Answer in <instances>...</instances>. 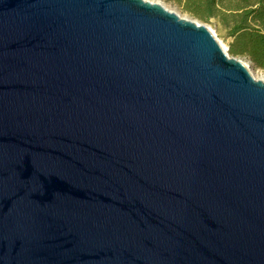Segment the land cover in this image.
<instances>
[{
  "label": "water",
  "instance_id": "95a60500",
  "mask_svg": "<svg viewBox=\"0 0 264 264\" xmlns=\"http://www.w3.org/2000/svg\"><path fill=\"white\" fill-rule=\"evenodd\" d=\"M0 264H264V81L157 3L0 0Z\"/></svg>",
  "mask_w": 264,
  "mask_h": 264
},
{
  "label": "trees",
  "instance_id": "16d2710c",
  "mask_svg": "<svg viewBox=\"0 0 264 264\" xmlns=\"http://www.w3.org/2000/svg\"><path fill=\"white\" fill-rule=\"evenodd\" d=\"M230 39L228 55L264 71V0H165Z\"/></svg>",
  "mask_w": 264,
  "mask_h": 264
},
{
  "label": "rangeland",
  "instance_id": "374dc122",
  "mask_svg": "<svg viewBox=\"0 0 264 264\" xmlns=\"http://www.w3.org/2000/svg\"><path fill=\"white\" fill-rule=\"evenodd\" d=\"M148 2H152V3H161L163 4L165 7H167L168 9L176 12L177 14H179L182 17H186L188 19H192L194 20L192 17H190L187 13H184L180 8L176 7L175 5L171 4V3H167L165 0H146ZM199 22V21H198ZM201 23V22H199ZM205 26L207 27V29L210 31V33L213 35V37L215 38V40L219 43H221L225 50H228V44L230 42V39L225 37V34L216 29L213 25L211 24H205ZM239 61L248 64L249 67V72H251L253 75H255L256 78L258 79H263L264 80V71L255 69L248 60L244 59V58H237Z\"/></svg>",
  "mask_w": 264,
  "mask_h": 264
},
{
  "label": "bare ground",
  "instance_id": "6f19581e",
  "mask_svg": "<svg viewBox=\"0 0 264 264\" xmlns=\"http://www.w3.org/2000/svg\"><path fill=\"white\" fill-rule=\"evenodd\" d=\"M157 4H160L161 6H163L166 10H169L170 12H174V11L168 9L167 7H165L163 4H161V3H159V2H157ZM174 13L177 14L176 12H174ZM177 15H178L179 18H181V19H187L186 17H182V16H180L179 14H177ZM218 43H219V42H218ZM219 44H220L221 48H222L223 50H225L224 46H223L221 43H219ZM240 62H241V61H240ZM241 63H242L245 67H247V68L249 69L248 64L243 63V62H241ZM250 73H251V72H250ZM251 75L253 76V78H255V79H257V80L264 81L263 79H258V78H256L255 75H253L252 73H251Z\"/></svg>",
  "mask_w": 264,
  "mask_h": 264
}]
</instances>
